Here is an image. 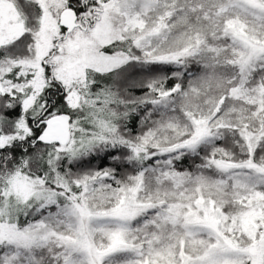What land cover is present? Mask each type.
Here are the masks:
<instances>
[{"label": "snow or ice", "instance_id": "1", "mask_svg": "<svg viewBox=\"0 0 264 264\" xmlns=\"http://www.w3.org/2000/svg\"><path fill=\"white\" fill-rule=\"evenodd\" d=\"M0 264H264V0H0Z\"/></svg>", "mask_w": 264, "mask_h": 264}]
</instances>
